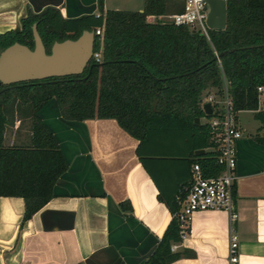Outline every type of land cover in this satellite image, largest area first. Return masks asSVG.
Wrapping results in <instances>:
<instances>
[{
	"label": "trees",
	"instance_id": "1",
	"mask_svg": "<svg viewBox=\"0 0 264 264\" xmlns=\"http://www.w3.org/2000/svg\"><path fill=\"white\" fill-rule=\"evenodd\" d=\"M102 2L98 0L99 15L76 18H64L50 6L29 11L17 29L0 33V51L13 42L33 48L31 26L36 22L49 52L54 41L104 28L93 50L100 51V61L91 58L82 73L0 86L5 87L0 91V197L23 199L21 223L52 198L54 183L67 169L53 133L38 115L51 99L65 120L115 119L138 140L135 153L147 169L150 159H177L190 169L200 163L207 176L222 170L218 152L208 149L214 143L209 124L201 123L203 116H210L201 99L211 88L221 93L225 80L234 109L253 111L264 125L258 92V86H264V0H227L226 28L209 29V38L188 26L146 21L148 14L180 11L175 1L144 0L142 11L104 14ZM17 119L27 121L30 136L27 142L7 145L5 133ZM198 149L207 150L197 155ZM158 199L171 218L144 264H169L194 255L188 249L172 250L182 242L176 195ZM120 206L131 211L129 201Z\"/></svg>",
	"mask_w": 264,
	"mask_h": 264
},
{
	"label": "crops",
	"instance_id": "2",
	"mask_svg": "<svg viewBox=\"0 0 264 264\" xmlns=\"http://www.w3.org/2000/svg\"><path fill=\"white\" fill-rule=\"evenodd\" d=\"M143 2L103 0L102 13L142 11ZM48 6L64 18L101 13L98 0H0V33L17 29L27 12ZM38 115L67 169L54 183L52 198L22 223L23 199L0 197V264H144L171 218L158 195H176L189 184L190 168L177 159H150L145 168L135 153L138 140L115 119L65 120L54 99ZM237 120L243 131L237 142L239 218L234 224L239 264H264V125L250 110L239 111ZM27 131L24 140L15 135L14 142H7L5 133V144L27 142ZM123 201L131 211L121 208ZM230 224L225 211L195 212L190 232L172 246L194 255L169 264H229Z\"/></svg>",
	"mask_w": 264,
	"mask_h": 264
},
{
	"label": "built area",
	"instance_id": "3",
	"mask_svg": "<svg viewBox=\"0 0 264 264\" xmlns=\"http://www.w3.org/2000/svg\"><path fill=\"white\" fill-rule=\"evenodd\" d=\"M181 5L180 11L164 14H148L146 21L172 23L174 25L188 26L198 30L209 38V26L207 19L211 10L209 0H172ZM227 2V0H225ZM167 19V21H165ZM103 26L94 29L95 36L100 39L103 35ZM92 58L100 61V51H93ZM210 91V90H209ZM214 93L209 94L208 99L202 97L201 106L211 103V141L214 143L208 149L218 152V162L222 170L216 174L207 176L200 163L191 165V179L189 184L179 189L176 199L179 204L176 216L180 222L182 238L187 235L192 216L197 211L215 210L225 211L230 216V247L229 264H239L240 237L234 229V224L239 218L236 202L237 181V142L243 137V131L237 120V111L234 109L233 100L229 92V82L224 81L223 90L220 93L214 88ZM261 102L264 103V86H258ZM203 96V95H202ZM222 103V108L218 107ZM205 151L207 149H204ZM79 264V263H74Z\"/></svg>",
	"mask_w": 264,
	"mask_h": 264
},
{
	"label": "water",
	"instance_id": "4",
	"mask_svg": "<svg viewBox=\"0 0 264 264\" xmlns=\"http://www.w3.org/2000/svg\"><path fill=\"white\" fill-rule=\"evenodd\" d=\"M209 5L211 8L207 19L209 28L225 29L227 2L225 0H209ZM31 30L33 48L13 42L0 51V86H8L21 81L80 74L90 62L96 39L93 29L82 30L75 39L67 38L62 41H54L49 52L46 51L37 31L36 22L32 24ZM222 54H218L216 58ZM4 88H0V91ZM204 108L208 115L212 114L211 103H206ZM199 122L200 119L197 118V123ZM195 153L197 155L204 154L205 150L198 149Z\"/></svg>",
	"mask_w": 264,
	"mask_h": 264
},
{
	"label": "rangeland",
	"instance_id": "5",
	"mask_svg": "<svg viewBox=\"0 0 264 264\" xmlns=\"http://www.w3.org/2000/svg\"><path fill=\"white\" fill-rule=\"evenodd\" d=\"M165 21H167V19ZM209 90H206L202 96L203 98H205V100L208 99L209 94L214 93V92H211V91H214V88H211ZM218 107L222 108V103L219 104ZM210 122H211L210 116L205 115L201 118V123H203V124L210 123ZM27 130H28L27 121L19 120L16 124V127H12V126L8 127V129L6 131V141L10 142L11 140H13V142H14L15 141V138H14L15 135H19V138H20L19 140H24L26 138L25 135L26 136L28 135Z\"/></svg>",
	"mask_w": 264,
	"mask_h": 264
}]
</instances>
